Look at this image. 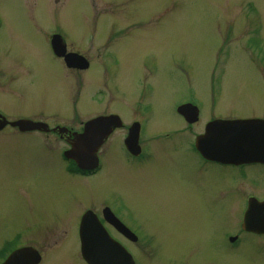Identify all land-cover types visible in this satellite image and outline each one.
I'll list each match as a JSON object with an SVG mask.
<instances>
[{
    "label": "rangeland",
    "instance_id": "rangeland-1",
    "mask_svg": "<svg viewBox=\"0 0 264 264\" xmlns=\"http://www.w3.org/2000/svg\"><path fill=\"white\" fill-rule=\"evenodd\" d=\"M5 1L19 5L28 0ZM5 15L19 17V23L9 24L11 32L20 36L23 56L31 36L39 41L40 35L25 20L22 10L13 14L6 10ZM33 15L37 25L57 28L78 49L92 48L94 37L104 39L107 28L115 23L118 29L114 32L130 34L115 44L118 93H114V104L95 100L96 84L90 75L98 69L96 51H87V57L92 56L91 68L77 72L57 69L56 61L48 68L37 50L27 57L33 74L21 71L25 85L20 110L36 107L45 112L51 108L57 116L78 114L84 119L115 108L124 112L122 118L128 126L134 119L129 109L141 101L148 106L140 114L145 116V124L147 121V139L162 131H174L171 141L161 142L164 160L153 159L144 166L131 163L128 177L118 179V162L104 159L100 173L84 191L96 192L95 181L100 177L103 192L112 189L135 214L150 215V223L165 232L162 260L164 256L168 260L176 256L179 261L175 264H191V260L195 264H248L247 259L255 256V251L229 250L223 239L227 232L237 231V188H225V193L222 169L198 162L187 150L189 139L182 134L188 133L177 129L188 127L180 120L177 108L186 88L191 87L203 103L201 116L206 118L220 113L245 119L264 112V0H36ZM130 17L133 19L127 24ZM95 20L101 24L97 26ZM90 38L94 39L87 40ZM113 44L107 42L101 48ZM145 58L149 67L142 71L140 61ZM30 78L32 89L28 87ZM106 91L108 98L110 91ZM193 128L198 131L201 125ZM117 133L121 136L125 129ZM29 143L34 144L32 140ZM53 144L57 151L40 148L39 142V148L31 146L34 150L25 149L26 145L0 150V214H12L0 216V224L12 231L17 226L16 221H10L14 215L30 212L39 222L46 221L38 212L57 208L58 204L52 203L54 198L60 200L67 192L81 191V185L65 175L64 159L58 153L57 142ZM172 148L174 154L169 152ZM190 176L198 179L196 185ZM259 183L264 179L260 177ZM184 186L194 192L183 194ZM32 197L36 199L33 206ZM162 212L165 215H160ZM150 223L144 221L145 229L156 230ZM9 227L0 229V238L12 239L14 231L10 232ZM244 239L257 237L247 235ZM260 256H264V248Z\"/></svg>",
    "mask_w": 264,
    "mask_h": 264
},
{
    "label": "flooded vegetation",
    "instance_id": "flooded-vegetation-1",
    "mask_svg": "<svg viewBox=\"0 0 264 264\" xmlns=\"http://www.w3.org/2000/svg\"><path fill=\"white\" fill-rule=\"evenodd\" d=\"M36 8V0H28L16 5L10 1L0 0V150L6 146L17 148L18 145H23L25 149L34 150L31 146H36L37 142L40 143V148L55 149L54 141L58 145V153L64 159L65 175H70L75 182L81 185L80 192H67L60 200L54 198L52 203L58 204L57 208L53 206L49 209L42 210L41 218L46 221L37 220V216H32L30 212L18 213L14 215L10 221H16L17 226L12 229L5 225L0 224V229L9 227L10 232H13L11 240H4L0 238V263H2L13 251L21 248L28 249L32 258L37 261L34 264H89L83 254V248L88 247L98 263L108 264H175L179 260L173 256L170 260H163L160 258L161 253H165L166 240L163 238L161 229H157L150 223V215L135 214L132 209L128 207L124 199H121L117 193L110 189V191H102L103 184L98 177L95 181L94 189L92 192H86V186H91L92 178L96 177L103 166L102 160L108 159L117 161L120 168V176L118 179L127 178L129 165L136 164L144 166L149 164L150 160H158L160 157L164 160L165 147L161 146V142L171 141L174 131L161 132L158 136H153L147 139L148 132L147 121L146 124L144 114L148 110V106L141 101H137L129 110V114L134 115V119L130 125L126 126L122 118L124 112L117 110L105 111L96 113L87 118H81L78 114L73 116H57L51 108L42 112L37 110L36 107H31L29 111L26 109L20 110L21 97L24 94V81H21V71L24 70L26 74L32 75L33 65L27 57H31V53H38L46 60V65L53 67L56 61V68L62 71L73 70L81 72L91 68L92 56L87 57L88 50L96 51L98 59V69H93L94 72L90 76L94 78L96 84L95 100L98 103L110 102L114 104V93H118L115 84V70L118 67L115 65L107 53L115 54V44L118 39L129 35V32L117 31V24L107 28L105 38L98 39L97 36L94 46L91 48L81 49L76 48L67 37L57 28L47 29L41 25H37L33 10ZM22 10L25 13V20L32 24V27L38 31L40 40H36L35 35H32L29 46L25 49L22 56L20 36L11 32L9 23H15L19 17L12 18L5 15V11L12 14L16 10ZM114 19L118 20L114 17ZM133 18L126 23L129 24ZM19 23V22H17ZM101 24V21L94 22ZM107 23V22H106ZM122 23V21H119ZM111 30V31H110ZM58 34L61 38L65 53H77L83 57V62L86 66L83 68L68 67L64 61L63 56L55 54L53 49V35ZM109 34V35H108ZM119 34V35H117ZM110 36V38H108ZM90 38L87 40H92ZM27 39V38H26ZM43 41L44 45H43ZM115 41V42H113ZM38 42L41 44L38 47ZM91 42V41H90ZM107 42L114 43L112 46L101 48V45H107ZM82 51V52H81ZM100 58V61H98ZM118 62V61H117ZM96 63V62H95ZM94 63V64H95ZM141 70L146 71L149 67L147 59L140 61ZM89 76V77H90ZM33 82L29 79L28 87L32 89ZM110 91V96L107 98V91ZM195 91V90H194ZM182 96L180 104L191 102L198 107V116L192 122L185 120L184 116L180 115L181 119L188 128L177 129V131L187 132L182 134L189 139L187 143V150L190 151L198 162L205 165H214L222 169L220 176L223 179V188L236 187L240 195V207L238 211V222L235 232H227L223 239L225 245L229 250H239L245 253L249 249L255 251V256L247 259L248 264H264V256H260L264 248V240H260L264 236V232H256L249 230L245 227L244 216L249 204L257 205V202L264 200V183H259V178L264 179V161L261 160H243L239 158L238 154L234 162L223 160L229 155L215 153L214 148H218L212 143H208L205 147L207 150L206 155H203L196 146L197 137L204 132L205 126L208 122L215 119H229L223 114L216 113L208 116L207 118L201 116L203 103L196 95H188V88ZM104 98V99H103ZM149 104V103H148ZM150 105V104H149ZM217 106V104H215ZM145 107V108H144ZM128 109V107H126ZM142 111V113H141ZM127 112V111H126ZM109 115H116L119 117L120 126L112 128L110 133L105 137L102 144L96 150L97 165L95 169H82L79 168L75 161L68 159L64 156V151L72 146L76 134H80L84 130V125L87 120L93 117H106ZM132 117V118H133ZM122 118V119H121ZM245 119H262L264 120V112L260 115H253ZM19 120H29L32 123H37L40 126L33 129H20L15 122ZM137 125L136 132V145H132L131 149L125 144V139L128 136L129 129ZM201 125V129H190L192 126ZM125 129V134L118 135V131ZM176 131V132H177ZM212 131V130H211ZM32 140L34 144L29 143ZM145 141L147 143H145ZM153 141L154 144L150 145L149 142ZM160 142V144H159ZM157 143V144H155ZM255 149V145L250 146ZM57 151V149H55ZM120 150V152H119ZM171 154H174V149H169ZM243 156V155H242ZM127 167L124 170L123 167ZM157 172L158 164H156ZM203 171L205 172L204 168ZM212 173V170L209 173ZM198 175V172L196 170ZM212 179V178H211ZM210 179V181H211ZM189 180L196 181L192 176ZM194 191L188 192V188L184 186L185 195H190ZM242 199V200H241ZM35 198H31V205H34ZM255 207V206H254ZM246 211V212H245ZM12 214H0V216H11ZM44 215V217H42ZM160 215H165L163 212ZM144 221H147L151 226L156 229L148 231L144 227ZM157 234V235H156ZM247 235H254L257 239L245 240ZM176 242V239H175ZM161 247V248H160ZM179 247L176 248V252ZM178 257V256H177ZM179 258V257H178ZM191 264H195L193 260Z\"/></svg>",
    "mask_w": 264,
    "mask_h": 264
},
{
    "label": "water",
    "instance_id": "water-1",
    "mask_svg": "<svg viewBox=\"0 0 264 264\" xmlns=\"http://www.w3.org/2000/svg\"><path fill=\"white\" fill-rule=\"evenodd\" d=\"M53 49L56 55L63 56L68 66L82 68L86 66L83 59L73 53H65L59 37L53 38ZM178 112L184 115L185 119L192 121L195 117L188 106H179ZM20 129H33L39 127L37 123L29 120H19L15 122ZM120 126L119 117L109 115L106 117H95L85 123L84 130L76 134L72 146L65 151V156L75 160L81 168H93L96 165V150L102 144L105 137L112 128ZM212 130V131H210ZM137 125L129 129L125 144L129 149L136 145ZM212 143L218 148H214L215 153L229 156H237L243 160L264 161V121L255 119L214 121L206 125L205 132L198 136L197 144L206 147ZM255 145L252 149L250 146ZM205 152V149H202ZM251 206L245 214V227L256 232H264V201ZM83 253L89 264L98 263L88 247L83 248ZM37 260L32 258L28 249L22 248L10 255L2 264H34Z\"/></svg>",
    "mask_w": 264,
    "mask_h": 264
}]
</instances>
